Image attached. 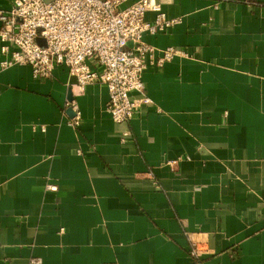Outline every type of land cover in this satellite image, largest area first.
I'll return each mask as SVG.
<instances>
[{
    "label": "crops",
    "instance_id": "crops-1",
    "mask_svg": "<svg viewBox=\"0 0 264 264\" xmlns=\"http://www.w3.org/2000/svg\"><path fill=\"white\" fill-rule=\"evenodd\" d=\"M159 1L179 22L143 39L189 56L128 122L64 64L0 69V264H264V0Z\"/></svg>",
    "mask_w": 264,
    "mask_h": 264
},
{
    "label": "built area",
    "instance_id": "built-area-1",
    "mask_svg": "<svg viewBox=\"0 0 264 264\" xmlns=\"http://www.w3.org/2000/svg\"><path fill=\"white\" fill-rule=\"evenodd\" d=\"M9 11L0 9V69L30 65L33 76L46 79L64 64L83 92L87 85L102 83L109 90L107 110L117 123L134 118L155 102L148 95L143 72L161 67L176 56H189L180 47L158 48L143 39L145 32L165 31L179 22L170 18L159 0H12ZM147 11H154L147 21ZM43 39V43L39 42ZM93 62H90V61ZM72 124L80 123L77 103ZM124 138L129 136L125 131ZM125 140V139H123ZM178 159L170 161L176 165ZM55 187V186H52ZM190 252L201 249L192 243Z\"/></svg>",
    "mask_w": 264,
    "mask_h": 264
},
{
    "label": "water",
    "instance_id": "water-1",
    "mask_svg": "<svg viewBox=\"0 0 264 264\" xmlns=\"http://www.w3.org/2000/svg\"><path fill=\"white\" fill-rule=\"evenodd\" d=\"M38 40H39V42H41V43L44 42L42 38H39ZM74 81H76L75 77H74ZM71 99H72V97H71Z\"/></svg>",
    "mask_w": 264,
    "mask_h": 264
}]
</instances>
